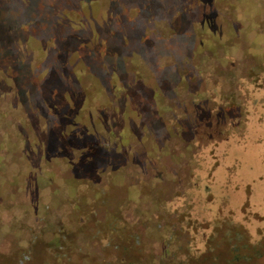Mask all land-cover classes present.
I'll return each mask as SVG.
<instances>
[{
    "label": "rangeland",
    "instance_id": "obj_1",
    "mask_svg": "<svg viewBox=\"0 0 264 264\" xmlns=\"http://www.w3.org/2000/svg\"><path fill=\"white\" fill-rule=\"evenodd\" d=\"M232 248L264 264V0H0V264Z\"/></svg>",
    "mask_w": 264,
    "mask_h": 264
},
{
    "label": "flooded vegetation",
    "instance_id": "obj_2",
    "mask_svg": "<svg viewBox=\"0 0 264 264\" xmlns=\"http://www.w3.org/2000/svg\"><path fill=\"white\" fill-rule=\"evenodd\" d=\"M236 238L237 240H239L238 236H236ZM235 246L237 247V244ZM231 247H233V245ZM229 254H230L229 260L226 261V264H253L250 263L251 256L248 255L249 254L248 252H243L239 249L233 250L232 248V251H230ZM258 256H261V253ZM212 258H216V257H212Z\"/></svg>",
    "mask_w": 264,
    "mask_h": 264
}]
</instances>
